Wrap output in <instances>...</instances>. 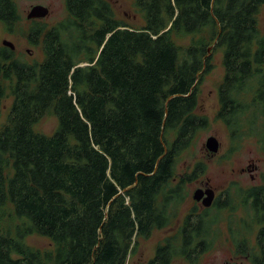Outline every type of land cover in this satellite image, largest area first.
<instances>
[{
	"label": "trees",
	"instance_id": "obj_1",
	"mask_svg": "<svg viewBox=\"0 0 264 264\" xmlns=\"http://www.w3.org/2000/svg\"><path fill=\"white\" fill-rule=\"evenodd\" d=\"M128 1L141 22L118 18L110 0H64L67 16L52 25L29 19L40 60L0 47V106L5 82L12 97L0 128V264H128L173 224L185 185L206 169L198 161L184 171L182 153L208 126L196 110L214 47L223 66L216 118L232 144L256 136L264 154V0ZM19 20L15 0H0L5 30ZM46 115L57 119L51 135L34 129ZM239 206L259 227L255 247L243 239L236 251L264 264V175L193 208L146 264H194L221 212ZM33 234L50 247L28 245Z\"/></svg>",
	"mask_w": 264,
	"mask_h": 264
},
{
	"label": "rangeland",
	"instance_id": "obj_2",
	"mask_svg": "<svg viewBox=\"0 0 264 264\" xmlns=\"http://www.w3.org/2000/svg\"><path fill=\"white\" fill-rule=\"evenodd\" d=\"M110 1L114 5L118 18L128 19L130 22L135 20L141 22L140 14L135 12V8L131 6L128 0ZM15 2L20 20L15 25L13 32H7L0 23V47L3 46L2 41L5 39L14 45L15 56L28 61L33 58L40 60L42 58L40 46L31 44L26 37L29 26V19L26 18V14L32 5L42 4L49 9V13L41 18V23L52 25L67 16L64 0H15ZM258 27L261 34L264 35V5L261 6L258 13ZM176 41L182 44L186 43L188 38L176 39ZM210 56L212 67L203 75L202 82L199 84L196 110L198 115L208 118V126L197 132L187 151L182 153L185 154L186 163H188V167L184 171L190 172L194 164L201 161L206 166L205 172L196 180L185 185L188 195L181 204L178 217L173 224L155 231L148 240L142 242L135 255L129 258L128 264H146L153 256L155 246L166 237L173 236L182 219L193 208H195L196 212L202 210L201 201H195L192 198L193 191L196 188L200 186L204 188L210 187L214 190L215 199L222 200L226 190L233 194L238 187L245 189L262 183L264 154L258 137L244 138L242 141L232 144L227 128L216 118L218 109L216 91L223 77L221 49L214 47ZM9 86L5 82V97L0 106V128L7 123L8 111L12 100ZM56 125V117L46 115L34 125V129L46 135H51ZM211 135L215 136L219 141L218 152L214 154L205 146L206 138ZM186 163L182 164V161L179 162L178 172L183 171ZM253 166H255L254 170ZM248 167L249 170L247 169ZM221 213V220L218 223V235L215 241H213L211 248L200 254L194 264H252L245 255L237 253L236 244L240 240L246 239L248 250L249 248H254L255 235L259 224L250 215H247L241 206L232 212L224 209ZM229 217L231 218L230 220ZM232 233L236 235L232 237ZM25 241L28 245L37 249H46L51 245L47 237L36 234L26 236ZM173 264L190 263L181 259L174 261Z\"/></svg>",
	"mask_w": 264,
	"mask_h": 264
},
{
	"label": "water",
	"instance_id": "obj_3",
	"mask_svg": "<svg viewBox=\"0 0 264 264\" xmlns=\"http://www.w3.org/2000/svg\"><path fill=\"white\" fill-rule=\"evenodd\" d=\"M49 13V9L42 4H35L30 7L26 14L27 19H36L43 18L47 16ZM3 46H6L13 50L14 45L12 42L3 40ZM210 50V48L208 49ZM205 146L211 151L212 154L217 153L219 149V141L218 139L211 135L206 138ZM192 198L195 201H201L203 207H209L214 200V190L210 187L201 188L198 187L193 191Z\"/></svg>",
	"mask_w": 264,
	"mask_h": 264
},
{
	"label": "flooded vegetation",
	"instance_id": "obj_4",
	"mask_svg": "<svg viewBox=\"0 0 264 264\" xmlns=\"http://www.w3.org/2000/svg\"><path fill=\"white\" fill-rule=\"evenodd\" d=\"M255 166H253V170H254ZM249 170V167L247 168ZM205 184H208V183H205ZM201 188H204L202 186H200ZM215 198V197H214ZM202 206V205H201ZM203 207V206H202Z\"/></svg>",
	"mask_w": 264,
	"mask_h": 264
}]
</instances>
